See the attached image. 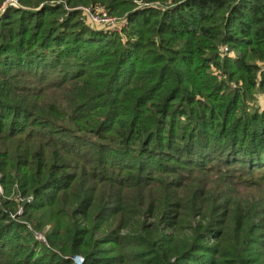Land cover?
Instances as JSON below:
<instances>
[{"label": "trees", "instance_id": "trees-1", "mask_svg": "<svg viewBox=\"0 0 264 264\" xmlns=\"http://www.w3.org/2000/svg\"><path fill=\"white\" fill-rule=\"evenodd\" d=\"M16 1L0 264H264V0ZM98 5L125 41L82 23Z\"/></svg>", "mask_w": 264, "mask_h": 264}, {"label": "built area", "instance_id": "built-area-1", "mask_svg": "<svg viewBox=\"0 0 264 264\" xmlns=\"http://www.w3.org/2000/svg\"><path fill=\"white\" fill-rule=\"evenodd\" d=\"M13 5L17 4L16 0H9ZM79 10L83 14L85 20L89 23L91 28L96 30H103L107 32L120 31L127 21L125 18L118 19L108 14L107 10L102 6L80 7ZM38 238V235H37ZM74 264H83L84 259L80 256L73 258Z\"/></svg>", "mask_w": 264, "mask_h": 264}, {"label": "rangeland", "instance_id": "rangeland-1", "mask_svg": "<svg viewBox=\"0 0 264 264\" xmlns=\"http://www.w3.org/2000/svg\"><path fill=\"white\" fill-rule=\"evenodd\" d=\"M118 19H121L123 17H118V16H114ZM80 20L82 21V23L87 26V27H90L89 26V23L87 22V20H85L84 16L82 13H80ZM127 25H125L123 28H121L120 31H116L114 33H117L120 35V37H122V39L125 41V36L123 34V30L126 28ZM219 52H221L220 54H222V56L226 55V54H229L228 56L230 57H235L236 54L232 51H228V47L226 46H222L219 50ZM257 65L260 67V70L261 71H264V63H261V62H258ZM233 87L235 86L234 84L232 85ZM264 106V101H263V95L261 93H257L255 94V100L254 102H251L249 103V109H253V108H258V110H262ZM0 195H2V188L0 187ZM22 213V209L20 208L17 212V215H21ZM49 228L47 227L46 228V231L48 230ZM39 241L45 243V238L41 235V234H38V238H37Z\"/></svg>", "mask_w": 264, "mask_h": 264}]
</instances>
